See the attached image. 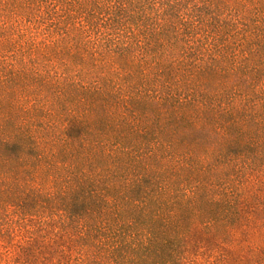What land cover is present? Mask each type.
<instances>
[{"label":"trees","instance_id":"1","mask_svg":"<svg viewBox=\"0 0 264 264\" xmlns=\"http://www.w3.org/2000/svg\"><path fill=\"white\" fill-rule=\"evenodd\" d=\"M10 215L31 264H264V0H0Z\"/></svg>","mask_w":264,"mask_h":264},{"label":"rangeland","instance_id":"2","mask_svg":"<svg viewBox=\"0 0 264 264\" xmlns=\"http://www.w3.org/2000/svg\"><path fill=\"white\" fill-rule=\"evenodd\" d=\"M184 5L186 6L187 4H184ZM36 34H33V35L36 36ZM24 40H25V44L23 41L22 45H24V47H27L28 43H30L29 42V36H26V38ZM31 43H35L36 45L39 44L40 47H42L43 43L44 44L50 43V41H46V36L44 35V33H42L40 35L37 34V37L36 38L34 37L33 41ZM34 59L36 60V62L38 61L37 57H34L33 55L31 57L27 58V62H26V66H25L27 69L30 66L33 67L32 62ZM34 67L40 68L41 73H42L43 70H42V67L40 66V64H39V67L37 64L36 65L34 64ZM14 68L16 69V64H15ZM19 68H20V66L18 65L17 70H19ZM60 75H61V70H58V77H60ZM37 91L39 92V89ZM27 97H28V95L24 93L19 98V104H18L19 110L17 112V115H19L20 117H27V114L25 111L27 109L30 110V106L32 105V103L29 104ZM41 97H42V95H40V98ZM49 113H50V109H49ZM57 114H58V117H62V119H64L65 117H69L70 112H68V113H67V111L62 112V114H63L62 115L58 111ZM50 117H55V115L53 116L52 114H50ZM252 193H254V194L258 193L257 187L254 186V190L252 191ZM9 217L4 218V221H3L4 226L1 227V231H0V264H31V263H29L28 257L24 253L20 252L19 249H17V251H16V247L20 244L27 247V244H26L27 240L29 239V237H31V234L34 232V230L36 228L35 226H37L39 219H35L30 223L29 222L26 223L24 221H21V219L19 220L18 217H14L11 215ZM14 249H15V252H11ZM196 251L197 250H194V251L190 250V252L191 253L193 252L194 254L197 253ZM202 252H200L199 254L197 253L198 259L196 260L197 261L196 264H209V263H211L212 262V259L210 258L211 255H208L210 253H202ZM39 258H40V256H39ZM41 260H42V258L39 260V263L41 262ZM32 264H34V263H32Z\"/></svg>","mask_w":264,"mask_h":264}]
</instances>
